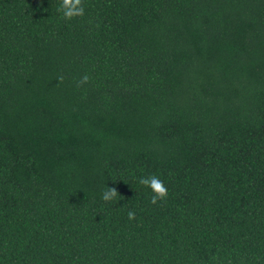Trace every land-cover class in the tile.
Returning <instances> with one entry per match:
<instances>
[{
	"label": "trees",
	"instance_id": "1",
	"mask_svg": "<svg viewBox=\"0 0 264 264\" xmlns=\"http://www.w3.org/2000/svg\"><path fill=\"white\" fill-rule=\"evenodd\" d=\"M61 2L0 0V264H264V0Z\"/></svg>",
	"mask_w": 264,
	"mask_h": 264
},
{
	"label": "clouds",
	"instance_id": "2",
	"mask_svg": "<svg viewBox=\"0 0 264 264\" xmlns=\"http://www.w3.org/2000/svg\"><path fill=\"white\" fill-rule=\"evenodd\" d=\"M61 17L65 20H71L75 17H83L85 15V8L82 4V0H62L58 9ZM89 77L87 75L83 76L80 83H87ZM139 184L149 188L153 193L151 197V202L156 204L157 201H162L168 196V189L166 188L164 182L159 179L156 175L142 176L139 178ZM118 192L111 187H107V190L102 193V200L110 201L116 197ZM129 220L135 218V213L132 211L128 212Z\"/></svg>",
	"mask_w": 264,
	"mask_h": 264
}]
</instances>
